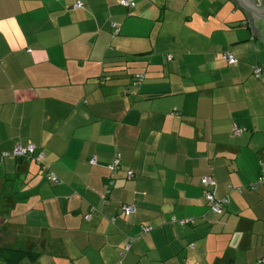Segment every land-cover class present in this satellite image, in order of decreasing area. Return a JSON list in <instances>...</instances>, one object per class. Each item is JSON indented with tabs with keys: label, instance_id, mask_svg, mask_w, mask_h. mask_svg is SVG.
Listing matches in <instances>:
<instances>
[{
	"label": "crops",
	"instance_id": "crops-1",
	"mask_svg": "<svg viewBox=\"0 0 264 264\" xmlns=\"http://www.w3.org/2000/svg\"><path fill=\"white\" fill-rule=\"evenodd\" d=\"M133 2L0 0V248L38 254L15 264H264V186L249 188L264 41L235 0ZM30 144L33 157H1Z\"/></svg>",
	"mask_w": 264,
	"mask_h": 264
},
{
	"label": "built area",
	"instance_id": "built-area-1",
	"mask_svg": "<svg viewBox=\"0 0 264 264\" xmlns=\"http://www.w3.org/2000/svg\"><path fill=\"white\" fill-rule=\"evenodd\" d=\"M119 3L120 5H122L123 7H126V8H131L134 6V2L133 0H119ZM83 5L82 2H77L74 7L75 8H79ZM114 26H116V24L114 23L113 24ZM119 32V29H116L115 30V33H118ZM172 56L169 55L168 58H171ZM223 57L229 62V63H234L236 62V59L234 58V56L230 53H224L223 54ZM253 72H254V75L256 77H260L262 72H263V67L261 65H255L254 68H253ZM143 78L144 76L143 75H137V80L136 82H134V85H138L140 84L142 81H143ZM240 131V129L238 128H235L234 129V133H238ZM35 150V146L34 145H29L27 147H22L21 145H17L14 149V153L16 155H26V154H29V153H33ZM10 152H6L4 153V155H9ZM41 157V155H39V158ZM120 154L117 153L116 154V157L115 159L113 160V163L109 166L110 170L111 171H114L118 166H119V163H120ZM92 163L95 162V160L93 159L91 161ZM260 166H261V173H260V176H259V179L256 183L252 184V188H257L259 185L261 184H264V152L262 154V157L260 159ZM132 176V172H129L128 173V177H131ZM47 177L49 180L55 182V183H61L62 180L60 177H58L56 174H54L53 172H50L47 174ZM203 182L205 183V185H213L215 184V180L211 177V176H204L203 177ZM110 185V182L107 184V187ZM206 197H207V200L209 202V207L214 211V212H221L222 211V207H223V204H224V200H220V199H217L214 194L210 191H207L206 193ZM122 209L125 213L127 214H131V213H135L136 212V207L134 205H130V204H123L122 206ZM189 220L188 219H184V220H181L180 223L181 224H184L186 222H188ZM151 228L149 227H144V230L145 232L149 231ZM129 245L126 246V249H128Z\"/></svg>",
	"mask_w": 264,
	"mask_h": 264
},
{
	"label": "trees",
	"instance_id": "trees-1",
	"mask_svg": "<svg viewBox=\"0 0 264 264\" xmlns=\"http://www.w3.org/2000/svg\"><path fill=\"white\" fill-rule=\"evenodd\" d=\"M143 75L144 76V78H143V81L145 80V74L143 73V72H135V73H133L132 74V77H131V86L133 87V88H135V89H137V88H139V86L143 83V81L140 83V84H138V85H134V82H136V80H137V75ZM241 131V130H240ZM239 131V132H240ZM30 145H33V144H30ZM17 146V145H16ZM15 146V147H16ZM27 146H29V145H27ZM27 146H22V147H27ZM35 146V145H34ZM15 147H14V149H15ZM14 149L13 150H11V151H5V152H3L2 154H1V157H6V156H17V157H26V158H29V157H33V155H34V152L36 151V149H37V147L35 146V150H34V152L33 153H29V154H26V155H16L15 153H14ZM6 152H10V154L9 155H4V153H6ZM117 153H119V152H117ZM116 153V154H117ZM116 154H115V157H116ZM120 154V153H119ZM39 155H41V157L39 158ZM115 157H114V159H115ZM34 158L36 159V161H38V162H41L42 161V158H43V153L42 152H39L36 156H34ZM119 159H120V157H119ZM112 163H113V161H112ZM111 163V164H112ZM111 164H109L108 165V168H109V166L111 165ZM259 164H260V161H259ZM120 168V163H119V166L114 170V171H111L110 170V168H109V172L111 173V175H113V174H115L116 172H117V170ZM129 172H131V171H129ZM128 172V173H129ZM49 173V171H47V173H46V176H47V174ZM260 173H261V166H260V171H259V176H260ZM111 175H109V177H108V182H107V184L110 182V185L107 187V184H106V188H107V193L110 191L109 189H110V187L112 186V184H113V179H112V177H111ZM259 176H258V179H259ZM133 177V173H132V176L131 177H128V178H132ZM47 179H48V177H47ZM49 180V179H48ZM49 181H51V180H49ZM258 181V180H257ZM256 181V182H257ZM51 182H53V181H51ZM255 182V183H256ZM53 183H55V182H53ZM55 184H59V183H55ZM216 184V183H215ZM215 184H213V185H205V183L203 182V186H204V194L207 192V191H210V192H212L213 194H214V192H213V190L210 188V187H213ZM254 184V183H253ZM261 186H264V184H261V185H259L257 188H252V186L250 185V187L249 188H251V189H258L259 187H261ZM214 196L216 197V195L214 194ZM205 198H206V200H207V197H206V194H205ZM217 199H220V200H224L225 202H224V204H223V207H222V211L221 212H214L210 207H209V202H208V200H207V205H208V207H209V210L211 211V212H213V213H215V214H222L223 212H224V208H225V206H226V204L228 203V200L226 199V198H218V197H216ZM123 204H127V203H122L121 204V211H122V214H125V215H132V214H134V213H131V214H127V213H125L124 211H123V209H122V206H123ZM130 205H132V204H130ZM91 218V214H88V215H86V219H90ZM184 219H188L189 221L188 222H186V223H184V224H181L180 223V221L181 220H184ZM176 218V217H173V222H175V223H178V224H180V225H187V224H193V222H194V219H192V218ZM145 231V230H144ZM125 249H126V247H125ZM0 254H1V256L7 261V263L8 264H15V263H17L19 260H21L22 258H24V257H27V258H30V259H35L36 257H37V253L36 252H34V251H31V250H24V249H16V248H10V247H1L0 248Z\"/></svg>",
	"mask_w": 264,
	"mask_h": 264
},
{
	"label": "water",
	"instance_id": "water-1",
	"mask_svg": "<svg viewBox=\"0 0 264 264\" xmlns=\"http://www.w3.org/2000/svg\"><path fill=\"white\" fill-rule=\"evenodd\" d=\"M248 13L254 34L264 41V0H235Z\"/></svg>",
	"mask_w": 264,
	"mask_h": 264
}]
</instances>
